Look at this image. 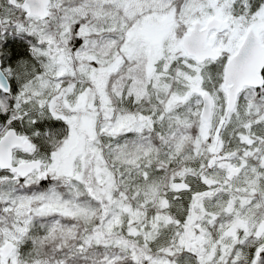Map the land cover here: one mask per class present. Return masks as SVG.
<instances>
[{"label":"snow or ice","instance_id":"obj_1","mask_svg":"<svg viewBox=\"0 0 264 264\" xmlns=\"http://www.w3.org/2000/svg\"><path fill=\"white\" fill-rule=\"evenodd\" d=\"M0 264H264V0H0Z\"/></svg>","mask_w":264,"mask_h":264}]
</instances>
